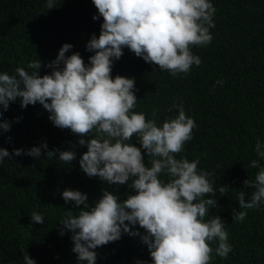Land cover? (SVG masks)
<instances>
[{
	"label": "trees",
	"instance_id": "trees-1",
	"mask_svg": "<svg viewBox=\"0 0 264 264\" xmlns=\"http://www.w3.org/2000/svg\"><path fill=\"white\" fill-rule=\"evenodd\" d=\"M48 0H0V73L15 74L17 67L40 60L41 76L51 74L48 65L54 61L64 44L73 47L65 54L79 53L86 66L95 54L87 43L101 33L103 17L98 15L93 0H55V7L47 8ZM216 8L213 39L207 46H194V55L202 64L193 65L187 75L172 76L158 66L137 57L127 47L119 60L113 58L112 77L119 75L135 79L137 106L133 110L152 119L158 110L157 124L178 115L174 104L182 102L186 115L194 118L196 127L192 139L185 143L178 159L190 162L199 159L198 171L214 173L217 207L211 208L205 221L219 216L228 232L232 251L227 259L216 255L213 248L210 264H264V202L257 209H248L245 220L233 221V210L239 209V191H245L246 201L254 189H245L246 179H255L259 168H252L257 140L264 145V0H210ZM63 68L61 63L59 66ZM35 71V70H29ZM223 80V86L217 85ZM172 108L169 112L168 109ZM0 111H3L0 106ZM50 113L37 102L26 109L18 98L10 102L0 121L11 122L10 131L0 134V148L10 153L14 149L40 147L47 149L39 158L28 155L5 157L0 164V264H26L24 251L36 264H81L73 252L72 233L60 224L68 210L78 214L83 205L65 202L64 190H78L87 194L90 207L102 198L104 190L123 201L135 194L129 184L109 185L99 177H89L81 170L79 161L87 151L81 137L70 129L56 127ZM11 138V139H9ZM132 144L140 147L137 138ZM74 151L76 158L68 163L47 157L50 150ZM144 163L149 165L146 150ZM264 167V159L260 160ZM167 179V177H161ZM229 190L220 195L219 187ZM43 216L44 224L35 223L30 214ZM127 223V222H126ZM141 235L145 230L132 226ZM96 264H153L150 252L141 236L122 233L119 240L94 250ZM83 264H87L84 261Z\"/></svg>",
	"mask_w": 264,
	"mask_h": 264
},
{
	"label": "clouds",
	"instance_id": "clouds-1",
	"mask_svg": "<svg viewBox=\"0 0 264 264\" xmlns=\"http://www.w3.org/2000/svg\"><path fill=\"white\" fill-rule=\"evenodd\" d=\"M98 15L103 17L101 33L92 36L87 43L88 51L95 52L85 65L79 53L66 56L73 47L64 44L54 61L48 65L51 74L40 75L42 62L28 63L27 69L17 67L14 75L0 73V106L8 110L10 102L18 98L21 107L27 108L39 102L50 113L49 119L56 127L70 129L81 137L79 144L87 151L79 161L81 170L90 178L99 177L109 185L129 184L135 194L121 201L117 195L104 190L102 198L90 207L88 196L78 190H64V201L83 205L74 215L68 210L61 219L60 234L65 229L72 233L73 252L83 264H96L94 251L109 242L117 241L122 233L141 236L147 245L153 264H210L213 248L218 242L217 256L227 259L232 251L225 224L219 216L205 221L211 208L217 207L214 173L198 171L199 159H178L184 145L190 141L196 127L194 118L186 115L182 102L174 104L178 115L157 124L158 110L152 119L144 113L133 111L137 106L135 79L111 75L113 58L123 56L127 47L137 57L156 65L172 76L190 73L193 65L200 66V56L192 53L194 46H207L215 27L213 17L216 8L210 0H93ZM47 8L55 7V0H48ZM63 63L64 67L59 66ZM223 86V80H217ZM172 108L168 111L171 112ZM0 111V117H3ZM11 122L0 121V134L10 131ZM137 138L140 147L132 144ZM11 139V138H9ZM47 149L40 147L14 149L10 153L0 148V164L5 157L22 154L39 158ZM146 150L150 166L144 163L142 150ZM68 163L76 158L74 151L47 152ZM258 157L250 166L259 168L255 179L244 181L245 189L251 188L246 201L245 191H239V209L233 210V221L243 222L248 209H257L264 202V145L259 139L255 145ZM161 177H167L162 179ZM229 190L220 186V195ZM31 220L44 224L42 215L32 212ZM127 222V223H126ZM145 230L141 235L132 226ZM26 264H36L24 251ZM137 264H142L138 261Z\"/></svg>",
	"mask_w": 264,
	"mask_h": 264
}]
</instances>
